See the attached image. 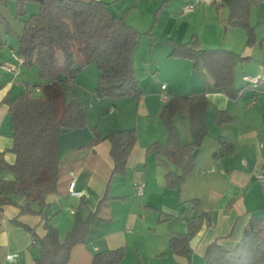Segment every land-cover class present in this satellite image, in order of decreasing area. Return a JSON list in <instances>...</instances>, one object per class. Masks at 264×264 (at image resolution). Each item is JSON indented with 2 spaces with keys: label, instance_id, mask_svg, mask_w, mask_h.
Masks as SVG:
<instances>
[{
  "label": "crops",
  "instance_id": "obj_1",
  "mask_svg": "<svg viewBox=\"0 0 264 264\" xmlns=\"http://www.w3.org/2000/svg\"><path fill=\"white\" fill-rule=\"evenodd\" d=\"M103 1L108 7L112 4ZM163 1L120 0L116 8L108 9L118 17L123 16L137 32V37L144 34L151 38L145 47L141 43V50L144 49L147 56L151 57L156 46L166 45L173 49L175 44H187L192 39L198 41L202 49H225L237 54L234 87L241 90L239 95L233 99L216 88L203 63L199 61L195 67L189 58L179 60L188 72L179 83L173 78L161 82L149 79L150 83L145 78L142 83L136 76L139 39L136 38L132 61L140 96L137 99L100 98L94 90L92 100L103 103L104 107L98 109L100 114L93 123L87 114L84 127L60 135L57 188L46 197L45 207L41 209L34 203L31 205L33 212L21 213L18 206L24 205L26 200L17 195L11 197L14 204L0 206V264H38L36 240L45 236L46 220L57 228L63 239L77 219L86 221L96 211L103 198H106V206L99 212V219L89 226L85 240L71 247L67 264H91L97 252L118 248L124 250L119 264H200L211 242L231 249L240 241L252 217L264 218V182L255 177L259 171H264V48L259 45L264 39V29L257 27L264 23V13L259 14L264 0H254L249 8L248 23L255 38L252 45L246 43L245 29L230 23L231 8L221 0L202 4V8L190 13L182 11L189 0L177 10L170 8L173 0ZM253 7L258 14L257 26L251 22ZM130 8L134 10L133 15H130ZM6 36H0V164L12 165L15 155L11 151L13 139L5 100L22 93L30 75L21 57L18 58L22 62L12 58L11 54L16 55L13 46H17V39L12 43ZM152 59L156 62V58ZM143 60L140 58L138 62L140 69ZM4 63L15 71L2 69ZM238 67L246 88L239 87ZM245 76L258 78L259 83L253 86ZM79 80L77 82L84 86ZM197 94H204L208 101L206 121L209 129L195 158L193 172L178 189L169 188L165 181L168 169L147 154V147L167 139L160 120L166 100L171 96ZM86 100L90 104V100ZM217 112H224L230 120L217 124L214 121ZM104 113L108 118L101 117ZM176 117H179L182 133L177 128ZM175 118L180 141L190 142L186 112ZM94 127L101 137L112 131L135 129L136 141L123 174L112 173L111 144L107 139L96 141ZM71 171L75 173L74 190L79 192L78 196L69 192ZM13 178L10 170L0 168V179ZM137 184H143L142 195H137ZM193 198L200 201L199 211L205 212L208 220L190 239L188 255L173 254L168 245L169 235L186 234L187 225L180 208L182 202ZM41 210L42 213L38 212ZM128 253H133V260L127 259Z\"/></svg>",
  "mask_w": 264,
  "mask_h": 264
},
{
  "label": "trees",
  "instance_id": "obj_2",
  "mask_svg": "<svg viewBox=\"0 0 264 264\" xmlns=\"http://www.w3.org/2000/svg\"><path fill=\"white\" fill-rule=\"evenodd\" d=\"M15 5L14 16L23 23L20 34L12 28L3 14L7 2ZM168 0H164L166 3ZM232 11V25L245 29L247 45L254 43L253 28L248 23L249 8L254 0H221ZM34 3L36 13L27 16L25 5ZM13 34L17 39L15 54L25 65L35 64L39 75L47 83L32 87L39 89L35 96L29 84L13 99L5 100L10 115L15 155L12 165L1 163L0 168L10 170L14 178L0 179V206L14 204L11 197L23 196L25 204L18 206L21 213L33 212L36 203L44 208L46 197L56 192L59 167V138L63 132L86 125L87 113L77 97L68 99L67 90L75 73L88 64L98 69L95 88L100 98L116 99L141 94L135 76L132 56L137 32L127 24L124 17L110 12L103 0H0V35ZM1 44V39H0ZM259 45L264 48V39ZM189 58L194 66L201 61L211 73L215 87L230 98H237L240 89L234 87V69L239 56L225 49H202L192 39L187 44H175L171 52ZM208 101L204 94L171 96L164 103L160 120L165 128V142H154L147 147V154L168 169L166 186L180 187L181 182L195 167V158L209 126L206 121ZM186 112L192 140L182 143L174 126L177 114ZM230 120L224 112H217L214 121L222 124ZM95 140H109L110 156L114 162L112 173L123 174L127 157L135 141L134 128L112 131L101 137L94 127ZM173 167V169L171 168ZM106 206V198L86 221L77 219L74 227L61 239L57 228L46 220V234L37 238L38 264H67L71 247L85 240L89 226L99 219V212ZM197 198L181 203L180 214L187 225L186 234L169 235L168 245L173 254L188 255L189 241L208 220V215L199 211ZM42 213L41 211H38ZM124 250L97 252L91 264H119ZM200 264H264V218L252 217L237 245L225 249L216 241L205 249Z\"/></svg>",
  "mask_w": 264,
  "mask_h": 264
},
{
  "label": "rangeland",
  "instance_id": "obj_3",
  "mask_svg": "<svg viewBox=\"0 0 264 264\" xmlns=\"http://www.w3.org/2000/svg\"><path fill=\"white\" fill-rule=\"evenodd\" d=\"M108 1L112 2V4H110L108 7L110 10H113L112 8H116L118 5V2H120V0L119 1L108 0ZM125 1L129 2V0H124V2ZM160 1H162V0H160ZM185 1L186 0H173L174 3H173V5H171L170 8H172V10H177L179 5H181ZM192 1L193 0H189L188 3L192 2ZM260 3H261V1H259L257 4H260ZM202 6H203L202 4H199L195 9L202 8ZM212 6H215V5L213 4ZM25 9L27 12V16H29L32 13H36L38 11V7L34 3H27L25 5ZM129 10H131L130 15H133L134 10H132L131 8ZM253 10H255V7H253ZM260 10L261 11L259 12V14L264 13V7H262ZM14 12H15L14 3L12 1H8L7 6L3 8V14L9 20L14 31L15 32L17 31V34H20L22 31V28H23V23L21 20L15 18ZM257 16H258V14H257L256 10L253 11L252 16H251L252 25L257 26V19H258ZM257 27H258V30L264 29V23H261ZM3 35H5V33L1 32L0 36H3ZM6 35H7L6 37L9 40V42L14 43L16 41V37L13 34H6ZM137 38H139V39H137L138 56H135V65H136V70H137L136 76H138L141 79L142 83H144L145 78H146V81L148 80V83H150V80H152V81L158 80L161 82L162 80H166V79H170V78H173V80L176 83H179V81H180L179 79H181L185 75H187L188 72L186 70L184 63L182 61H179V60H184V58L176 56V55H172L171 52L173 49L166 48L165 47L166 45H162V47H160V48H158L156 46L153 54L150 57V56H147L146 53H144V51H145L144 49L141 50V43L145 47L147 42L150 43L151 38L147 37L144 34H141L140 37L138 36ZM138 40H139V42H138ZM8 46H9V43H8ZM9 47H8V49H9ZM16 47H17L16 45L13 46V48H15V49H16ZM11 55H12V58H14L13 54H11ZM140 58L144 59L143 60L144 62L141 63V67H142L141 69L139 68L140 66L138 65ZM152 58H156V62H154ZM4 64L8 65L6 63H4ZM24 66L26 68L25 70H26L27 74L30 75L29 76L30 79L27 80L28 81L27 84H29L30 91L33 95L38 96L40 91L39 90L37 91L36 87H32V86L33 85H35V86L43 85V84L47 83V79H44L39 75L38 67L35 64H33L31 66H28V65H24ZM238 70H239L238 73H240L239 74V77H240L239 78V87L240 88H244V87L246 88V83L241 79V75H242L241 71L242 70L239 67H238ZM98 75H99V72H98L96 65L94 63L88 64L75 73V77L73 79V82L71 83L70 88H68V90H67L68 99H71L75 96L81 97V100H80L81 105L85 108L88 116L90 114L89 121L92 123H93V119H95V120L97 119L96 115L100 114L98 112V109L101 110L104 107L103 103H98V102L92 100L93 96H95L93 94V92L97 86ZM194 76H196V75H194ZM78 79H80L79 81L83 82L82 85H84V86H81L79 84V82H77ZM25 87H26V84L23 85V90H25ZM82 97H84L83 98L84 100L82 99ZM86 98L90 100V104H89V101L86 100ZM92 114H94V115H92ZM101 117L106 119V118H108V114L107 113L101 114ZM175 122L177 124V128L182 133V129L180 128V125H179V123H180L179 117L175 118ZM181 137L183 138V134H181ZM135 197H136V199H138L140 201L142 200V197H137V196H135ZM128 258L130 261L133 260V258H134L133 253H128L127 259Z\"/></svg>",
  "mask_w": 264,
  "mask_h": 264
},
{
  "label": "built area",
  "instance_id": "obj_4",
  "mask_svg": "<svg viewBox=\"0 0 264 264\" xmlns=\"http://www.w3.org/2000/svg\"><path fill=\"white\" fill-rule=\"evenodd\" d=\"M217 0H193L190 3L185 4V6L182 8L183 13H190L192 12L199 4H211V3H215ZM15 59H17L18 61L22 62V60H20L18 58V56L13 55ZM1 68L8 71V72H14L15 68L9 66V65H5V64H1ZM244 79L246 81H248L249 83H251L253 86H256L259 83V79L255 78V77H248L245 76ZM164 88V87H163ZM36 90L38 91L39 89L36 88ZM70 176H71V181L69 183V192L72 195H79V192H76L74 190L75 187V180H74V176L75 173L73 171L70 172ZM259 181L264 182V171H259L256 176H255ZM136 191H137V195H142L143 193V184H137L136 185ZM9 258H12V256H9Z\"/></svg>",
  "mask_w": 264,
  "mask_h": 264
}]
</instances>
